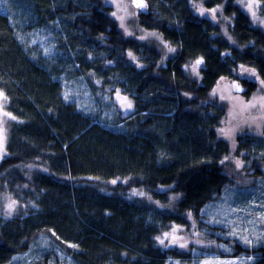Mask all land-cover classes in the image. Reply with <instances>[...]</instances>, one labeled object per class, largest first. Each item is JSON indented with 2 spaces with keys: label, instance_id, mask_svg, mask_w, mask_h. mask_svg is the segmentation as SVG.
<instances>
[{
  "label": "trees",
  "instance_id": "obj_1",
  "mask_svg": "<svg viewBox=\"0 0 264 264\" xmlns=\"http://www.w3.org/2000/svg\"><path fill=\"white\" fill-rule=\"evenodd\" d=\"M144 1L137 24L172 53L126 34L107 0H0V91L13 116L0 160V264H20L17 255L52 235L74 264H264L251 209L264 207V135L234 138L249 162L235 171L227 111L212 97L223 79L247 100L264 85V30L236 0ZM195 3L220 6L221 21ZM86 89V101L74 98ZM118 91L133 103L127 115ZM119 178L126 184L109 192ZM221 203L237 209L234 229L215 212ZM174 229L192 239L188 249L161 243Z\"/></svg>",
  "mask_w": 264,
  "mask_h": 264
},
{
  "label": "rangeland",
  "instance_id": "obj_2",
  "mask_svg": "<svg viewBox=\"0 0 264 264\" xmlns=\"http://www.w3.org/2000/svg\"><path fill=\"white\" fill-rule=\"evenodd\" d=\"M139 0H107L108 5L112 8V15L118 20L122 29L126 34L132 35L137 34L144 40H155L160 45L164 47L167 54H170L171 50L167 46L165 42H162L161 39L154 36L152 33H148L144 31L137 24V13L139 11H143L144 7H137V3ZM239 6L248 14L251 18L252 22L262 28L264 30V16L260 11V2L258 0H236ZM143 3L146 5V2L143 0ZM197 14L203 18H206L212 21L214 24L218 23V20L221 21V17L219 16L221 7L215 8H207L204 7L202 3H195ZM146 7V6H145ZM136 19V20H135ZM224 28L226 26L224 25ZM168 47V48H167ZM172 53V52H171ZM133 59L138 62V58L134 55ZM140 64V63H139ZM196 66L193 65L192 72L193 75L199 76V70L201 69V63ZM75 91L77 89L74 87ZM1 92V91H0ZM70 93L71 91H68ZM87 89L84 90L81 94L74 93V98L80 102L87 100ZM242 86L237 82H233L230 80H221L218 86L212 93V97L216 99L215 103L221 104L225 107L227 111L226 119L222 122L221 129L224 131V135L233 141L230 153V160L233 162L232 165L236 169L235 171H242L249 163L245 157H243V153H238L235 150L234 145L236 141L234 138L239 134L243 133L245 130L253 132L255 134L264 135V85L259 82L258 90L253 93L252 98L247 100L242 97ZM107 99L106 96H103ZM124 96L121 95L120 91L117 92L115 100L122 112L123 115L129 114L133 111V103L130 100L123 101ZM5 102L6 98L3 94V97H0V130L3 131L4 135V146L3 150L0 151V160L2 159L5 152V130H6V120L11 119L12 114L5 110ZM130 102L132 107H127V103ZM115 181V183H113ZM258 183V179H257ZM126 183L122 179L111 180L108 185L113 186L109 192H115L121 186H124ZM259 193H261L264 189V179H259ZM130 196H137L141 199H146V193L143 191H138L132 189L129 192ZM219 203V201H218ZM223 203V202H222ZM221 203L217 206H214L215 212H219L221 222L223 223L224 216L227 217L228 223L233 227H237L235 221L237 219V209H233L229 211L224 207ZM251 209L255 212V215L261 220L262 225L264 227V207L262 208L260 201H254V204L251 206ZM233 215L234 219L232 218ZM248 227H251L248 225ZM245 229V235L248 240L246 242L253 244L255 241L252 240V233L249 228ZM261 230V232H263ZM191 232V230H190ZM233 232V230L231 231ZM195 234V230L192 231ZM193 234V235H194ZM186 234L183 231L178 229H174L173 231L164 234L161 236L160 240L166 243L167 245L172 246H180L182 248H189V243H191L192 239L189 236H185ZM232 235V234H231ZM175 237V239H173ZM223 248L226 247L224 244ZM250 258L245 256L240 257H208L199 260V264H249ZM15 261L20 264H74L73 257L62 245L52 236H41L36 241H33L30 247L26 250V252L17 255L15 257ZM197 260H194L195 264ZM178 264V263H176Z\"/></svg>",
  "mask_w": 264,
  "mask_h": 264
},
{
  "label": "snow or ice",
  "instance_id": "obj_3",
  "mask_svg": "<svg viewBox=\"0 0 264 264\" xmlns=\"http://www.w3.org/2000/svg\"><path fill=\"white\" fill-rule=\"evenodd\" d=\"M136 6L142 8V7H145L146 5L143 3V0H139V2L137 3ZM200 63H202V61H200V60H198L196 62L197 65H199ZM0 97H3V93L2 92H0ZM126 100H127V98H123V101H126ZM127 107H129V108L132 107L130 102L127 103ZM3 146H4V135H3V131L0 130V151L3 150ZM113 183H115V181H113ZM12 207H13V205L10 204L9 205V209H11ZM173 239H175V237H173ZM161 243H163V241H161Z\"/></svg>",
  "mask_w": 264,
  "mask_h": 264
},
{
  "label": "bare ground",
  "instance_id": "obj_4",
  "mask_svg": "<svg viewBox=\"0 0 264 264\" xmlns=\"http://www.w3.org/2000/svg\"><path fill=\"white\" fill-rule=\"evenodd\" d=\"M142 10H143L142 12H147V11H148V9H147V5H146V7H144ZM139 12H141V11H139ZM135 20H136V19H135ZM117 21H118V20H117Z\"/></svg>",
  "mask_w": 264,
  "mask_h": 264
}]
</instances>
